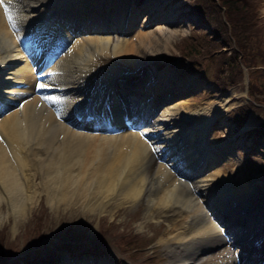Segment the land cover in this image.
<instances>
[{
    "label": "bare ground",
    "instance_id": "1",
    "mask_svg": "<svg viewBox=\"0 0 264 264\" xmlns=\"http://www.w3.org/2000/svg\"><path fill=\"white\" fill-rule=\"evenodd\" d=\"M4 2L17 24H9L0 3V222L12 216L17 230L43 194L54 211L79 206L96 214L143 201L139 227L146 219H171L157 242L172 264H263L264 192H253L246 176L225 174L218 165L225 142L209 136L216 118L235 105V93L189 108L179 99L187 81L166 96L138 100L152 83L170 79L156 73L130 85L131 68L103 64L112 56L132 70L141 66L178 33L171 24L179 17L156 27L160 42L149 29L134 39L124 35L133 0ZM145 16L143 26L154 18ZM44 95L60 99L44 101ZM85 100L96 111L75 114L74 105ZM241 242L243 248L232 249ZM220 244L231 246L206 257ZM63 261L58 264H114Z\"/></svg>",
    "mask_w": 264,
    "mask_h": 264
},
{
    "label": "rangeland",
    "instance_id": "2",
    "mask_svg": "<svg viewBox=\"0 0 264 264\" xmlns=\"http://www.w3.org/2000/svg\"><path fill=\"white\" fill-rule=\"evenodd\" d=\"M258 1L260 35L264 36V0ZM132 3L133 8L124 16L130 25L124 35L130 39L149 29L161 42L162 31L156 27L173 16L179 18L171 24V29L178 33L166 46L161 42L154 48L151 58L146 54L143 64L134 70V65H124L112 56L105 57L104 66L114 62L123 69L131 68V74H127L125 79V83L130 85L144 84L143 81L156 73H163L164 80L170 79L166 83H152V87L146 88L144 91L147 93L139 96L138 100L155 97L157 92L166 96L175 89L184 88L187 81H191V85L179 95V99L189 108L211 102L223 93L234 92L235 105L216 118L210 126L209 136L225 142L218 163L219 166L225 165V174L246 176V183L253 192H264V90L262 83L259 86L252 84L253 81L264 82V75L254 74L257 69H264V39L263 56H257V62L249 67L244 61L251 59V44L258 42L256 33L252 30L251 38H248L247 32L244 40L250 43L249 48L240 47L242 39L233 36L231 24L224 16V7L217 9L218 6L208 0H133ZM206 6L212 10L211 18L203 14L208 13ZM213 10L227 22L226 30L218 27L222 23L216 20ZM146 13H151L154 18L143 26ZM122 23L112 24L114 31L120 29ZM187 43L192 45L191 48L186 47ZM236 50L237 64L230 63V69L226 60L224 67L217 69V56L234 54ZM101 69L104 70L103 67ZM231 72L237 78L228 82L226 75H231ZM252 89L255 90L254 95L250 92ZM3 208L7 210L5 204ZM144 212L143 201L132 207L123 205L117 210H107L103 214L84 212L79 206L61 207L54 211L43 194L18 222L17 230L13 229L12 216L0 222V264H58L63 258V262L70 260L69 263L107 258L114 264H172L165 245L157 242L171 219L166 216L157 220L146 219L143 227H139ZM230 246L220 244L209 250L206 257L215 256ZM240 246L243 248L244 244H233L232 249H240Z\"/></svg>",
    "mask_w": 264,
    "mask_h": 264
},
{
    "label": "trees",
    "instance_id": "3",
    "mask_svg": "<svg viewBox=\"0 0 264 264\" xmlns=\"http://www.w3.org/2000/svg\"><path fill=\"white\" fill-rule=\"evenodd\" d=\"M203 2L205 0H202ZM210 3H212L214 6H218L217 9H221L224 7V13H225V18L228 20L229 24H231V30L233 32V36H236L237 39L241 38L242 40L239 42L241 44L240 47H247L249 48L250 43L245 41V34L248 32V38H251L252 35V30L255 31V38L258 39L257 44L255 42H253V44H251L252 47V51L249 52L251 53V59L247 58V61H244L246 65H248L249 67H251V64H253V62H257V60L255 59L257 56L262 57L263 54L261 52V48H263V39L264 36H262V34L260 35V31L261 29L259 28V15H258V0H219V1H215V0H208ZM202 4V3H201ZM207 5L210 6V4L207 2ZM206 6V8L208 9V13L206 14V12L203 14H205L206 17L211 18L212 17V10ZM200 9H202V7L200 6ZM203 10V9H202ZM216 11L213 10V13H215ZM216 20H220V22L222 24H219L218 27L221 30H226L227 29V22H225V20H223V17L221 15H219V13L216 12ZM215 21V20H214ZM260 35V37H259ZM192 44V42H191ZM192 45H190V43H187L186 47L187 48H191ZM243 48V49H244ZM251 49V48H250ZM246 50V48H245ZM192 51V50H191ZM234 54H229L227 56H217L218 58V66L217 69L219 67L222 68L224 67V63L226 62V60L228 61L227 65L230 68V63L233 64L236 63L237 64V60L236 57L238 55V50L234 51ZM253 55V56H252ZM264 68V67H263ZM232 69V68H230ZM252 70V69H251ZM261 70H263V73L261 72ZM257 69L256 72L254 73L255 75H264V69ZM232 74H227L226 75V80L228 82H233L235 80V77L237 78V76L235 75L234 72H231ZM254 76H252L251 74V78H253ZM256 82V83H255ZM253 81V85H260L262 83V88L264 90V82L263 81ZM253 95L255 93V90L252 89L250 91Z\"/></svg>",
    "mask_w": 264,
    "mask_h": 264
},
{
    "label": "snow or ice",
    "instance_id": "4",
    "mask_svg": "<svg viewBox=\"0 0 264 264\" xmlns=\"http://www.w3.org/2000/svg\"><path fill=\"white\" fill-rule=\"evenodd\" d=\"M0 3H3V9H4V13L7 17V20L9 22V24L13 27V28H16V24H17V21H16V18L14 16V12L13 10L11 9L10 7V4L7 3V2H4V0H0ZM39 88L41 89H44L46 87H48V85L44 84V83H40L38 85ZM59 97L55 96V95H44L42 96V100L44 101H53V102H56V101H59ZM21 109L23 108V105H20ZM0 139H2V136H0Z\"/></svg>",
    "mask_w": 264,
    "mask_h": 264
}]
</instances>
